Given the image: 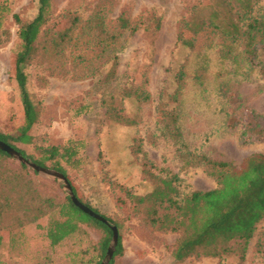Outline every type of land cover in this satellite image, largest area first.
<instances>
[{
  "label": "rangeland",
  "instance_id": "rangeland-1",
  "mask_svg": "<svg viewBox=\"0 0 264 264\" xmlns=\"http://www.w3.org/2000/svg\"><path fill=\"white\" fill-rule=\"evenodd\" d=\"M199 1L215 6L219 2L52 0L56 23L50 32H43L36 56L25 68L27 88L39 114L29 130L33 143L12 142L29 154L36 152L38 145H60L71 136L84 138L82 163L76 168L67 167V173L81 199L118 226L124 252L115 258V264H264V221L257 224L243 260L236 254H223L191 256L183 262L171 256L179 233L163 231L151 223L155 200L166 191L163 179L167 171L178 174L184 193L216 186L203 167L183 164L176 146L156 122L157 108L173 87L172 74L180 60L187 59L181 124L189 148L237 165L253 152H264L263 140L242 143L239 129L224 125V107L218 94V87L225 84L241 94L242 104L235 108L237 115L245 107L264 115V79L257 70L233 72V64L220 57V39L211 29L201 30L192 48L177 42L182 19ZM0 6L8 8L6 33L0 37V132L16 134L22 107L11 74L18 44L15 15L21 21L29 20L37 11L38 0H0ZM209 9L202 6L198 15H207ZM95 15L103 16L108 33L115 32L118 20L130 26L137 24L138 29L132 32L126 28L115 40L101 45L95 37L99 31ZM156 18L160 23L154 29L152 19ZM52 32L58 37L68 33L70 39L56 48L48 42ZM186 32L194 31L188 28ZM115 55L118 59L111 72ZM259 59L264 62V43ZM141 89L148 92V99H136ZM111 107L133 116L135 123L116 121L108 113ZM136 144L141 145L145 158L133 151ZM18 171L56 200L68 195L61 180L9 155L0 158V199L8 187L15 188L16 180L11 176ZM15 214L19 213L13 209L0 214V261L5 264H85L94 254L91 247L99 238L98 230L83 226L51 247L44 234L48 216L19 227L15 225Z\"/></svg>",
  "mask_w": 264,
  "mask_h": 264
},
{
  "label": "trees",
  "instance_id": "trees-1",
  "mask_svg": "<svg viewBox=\"0 0 264 264\" xmlns=\"http://www.w3.org/2000/svg\"><path fill=\"white\" fill-rule=\"evenodd\" d=\"M202 6L210 8L207 15H198V9ZM51 8L52 0H38L37 11L29 20L21 21L15 15L18 44L13 52L11 74L20 92L22 119L16 127V134L0 132V140L34 163L61 172L69 181L75 196L104 217L108 223L81 210L68 195L60 200L46 195L38 189L36 183L22 177L19 171L11 176L16 180L15 188L8 187L2 194L0 214L6 210H15V213H19L15 214V225L19 227L48 216L44 234L51 247L78 232L83 226L98 230L99 238L91 247L94 254L85 264H101L111 246V225H115L117 241L106 263L115 264V258L124 252L118 226L109 216L100 213L81 199L67 173V167L76 168L82 163L84 138L71 136L60 145H38L35 146L36 152L29 154L12 142L33 143L29 130L37 121L39 110L35 98L28 91L25 68L36 56L42 34L50 32L56 23L57 18L52 16ZM190 10L181 21L182 27L177 42L192 48L196 35L203 29H211L220 39V57L233 64V72L241 73L242 69H245L242 73H249L254 69L264 79V62L259 59L260 45L264 43V4L261 5L260 0H219L217 6L209 2L204 5L199 1L191 5ZM7 12V6H0V37L6 33L4 19ZM94 22L99 30L95 37L101 45H104L105 41L115 40L126 28L132 32L138 29L137 24L130 26L118 20L115 32L108 33L103 27V16L95 15ZM152 22L154 29L159 28V18L152 19ZM144 27L147 28L146 25ZM188 28H192L194 32L187 33ZM69 39L68 33L58 37L52 32L48 42L60 49ZM104 49L103 47L102 51ZM113 58L115 60L111 72L115 70L118 57L115 55ZM186 78L187 59L177 63V68L172 74L173 87L157 108L156 122L161 133L176 146L183 164L203 167L206 173L214 178L216 186L184 193L179 187L178 174L167 171L163 179L166 191L160 192L155 200V214L151 223L163 231L179 233L171 249V256L176 262H183L191 256L218 257L223 254H236L239 260H243L257 224L264 221V152H253L237 165L231 160L212 158L205 153L191 150L181 124V100ZM224 85L218 87L220 101L224 107V125L239 129V139L242 143L252 140L264 141V115L250 107H245L243 113L237 115L235 108L242 104L241 94ZM148 97V92L142 89L136 95L138 100H146ZM110 112L116 121L135 123L133 116L121 114L115 107H111L108 113ZM140 146L136 144L133 151L142 153L145 158L146 154ZM2 157L8 158L9 154L0 149V158ZM147 163L154 166L149 160ZM19 166L26 168L22 163H19ZM146 195L140 196L139 202L144 200ZM0 264L5 263L0 261Z\"/></svg>",
  "mask_w": 264,
  "mask_h": 264
},
{
  "label": "water",
  "instance_id": "water-1",
  "mask_svg": "<svg viewBox=\"0 0 264 264\" xmlns=\"http://www.w3.org/2000/svg\"><path fill=\"white\" fill-rule=\"evenodd\" d=\"M0 149L7 152L10 156L16 158L17 160H19L20 162L25 163L27 166L33 168L36 171L42 172L44 174L50 175L52 177L58 178L59 180H61L64 184V188L67 191L68 196L70 197L71 201L77 206L79 207L81 210H83L84 212H86L87 214L103 221L104 223H108L107 220L102 217L100 214H98L97 212L93 211L91 208H89L88 206H86L85 204H83L73 193L71 185L69 183V181L67 180V178L59 171L55 170V169H50L44 166H40L36 163H34L33 161H30L28 159H26L23 155H21V153L16 150L15 148H13L11 145H9L8 143L0 140ZM112 228V238H111V246H109V248L107 249V253L105 258L103 259V261L101 262V264H106L108 262V260L110 259L111 255H112V247L113 245L116 243L117 241V228L115 225H111Z\"/></svg>",
  "mask_w": 264,
  "mask_h": 264
}]
</instances>
